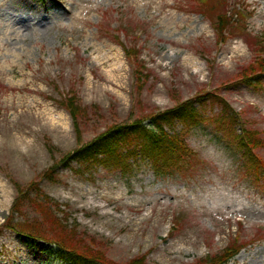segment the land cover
I'll return each instance as SVG.
<instances>
[{"label": "rangeland", "instance_id": "obj_1", "mask_svg": "<svg viewBox=\"0 0 264 264\" xmlns=\"http://www.w3.org/2000/svg\"><path fill=\"white\" fill-rule=\"evenodd\" d=\"M201 1L0 0V264H68L50 250L38 197L116 263L194 264L238 238L228 264H264V165L237 145L241 129L264 139V75L242 74L264 39V0ZM239 4L220 44L213 23ZM73 94L81 140L64 106ZM186 100L195 113L165 127L192 151L182 165L158 167L136 134L118 145L123 164L66 160L109 127ZM253 154L264 162V146ZM12 218L17 230L4 227Z\"/></svg>", "mask_w": 264, "mask_h": 264}, {"label": "trees", "instance_id": "obj_2", "mask_svg": "<svg viewBox=\"0 0 264 264\" xmlns=\"http://www.w3.org/2000/svg\"><path fill=\"white\" fill-rule=\"evenodd\" d=\"M222 1L224 3L228 2V0ZM240 20V11L233 12L228 10L218 15L217 20H215L214 23V28L219 41H225L226 37L231 32L232 25L239 24ZM254 37L255 39H253L250 44L254 46L257 58L242 72L243 77H248L247 81L250 84L252 83V79L255 83L259 80L258 78L260 75H264V39L262 36H258V38L257 36ZM126 52H129L127 55L130 59L137 57V53H132L134 50H126ZM137 68L139 73V64L137 65ZM64 106L76 122V131L81 140L82 132L79 127V118L83 114V109L76 94L68 96L64 101ZM194 113L195 104H192L190 100H186L180 102L171 109L151 115L149 117V123L136 120L133 124L129 125L111 126L88 143H80L79 148L70 153L66 160L70 162L78 161L85 163L95 160L99 156H104L107 161L116 160L118 163L123 164L124 158L118 153V145L121 141L126 140L131 134H136L145 137L148 154L153 158L158 167H174L182 165V163L191 156L192 151L179 136L167 133L165 127L171 125L172 122L178 118L192 116ZM233 119L234 116L232 120ZM234 121L233 123H235ZM237 138L239 139L237 144L238 148L244 150L245 155L249 154L247 159L251 160L257 167L258 165L260 166V164L264 165L263 161L261 162L259 159H253V150L260 146H264V139L260 136L259 132L256 130L241 129ZM34 185L35 183L32 184V186ZM37 189L38 187H35V191H37ZM25 192L24 189H20L18 193L23 194ZM22 201L23 199L19 198L16 202V206ZM35 205L37 208L35 209L39 210L43 213V216L46 219L51 221L47 222V224H50L53 233L55 232L52 238H48L50 250L58 252L68 264H148L146 255L135 257L126 263H116L109 260L106 253L95 240L91 239L89 242H86L77 234L74 235L73 227L65 225L63 218L48 211V209L45 208V205H43L40 197L35 200ZM19 211L18 208L13 209V212ZM46 212L50 213V215L48 216ZM10 220L13 224L6 223L4 227L17 230L20 224L15 223L14 218ZM23 227L25 228V226ZM34 234L39 238L47 239L45 236L38 233ZM74 236L77 238H74ZM27 237H29V235H27ZM32 238L35 237L32 236ZM83 241L87 244L84 245ZM244 245L245 244L240 243L238 238H235L225 250L201 258L194 264H228L243 249Z\"/></svg>", "mask_w": 264, "mask_h": 264}, {"label": "bare ground", "instance_id": "obj_3", "mask_svg": "<svg viewBox=\"0 0 264 264\" xmlns=\"http://www.w3.org/2000/svg\"><path fill=\"white\" fill-rule=\"evenodd\" d=\"M168 24H169V25L173 24V21H170ZM177 27H178V26H177ZM179 27H181V26H179ZM170 28H172V26H170Z\"/></svg>", "mask_w": 264, "mask_h": 264}]
</instances>
